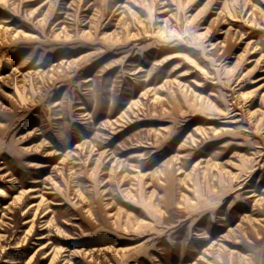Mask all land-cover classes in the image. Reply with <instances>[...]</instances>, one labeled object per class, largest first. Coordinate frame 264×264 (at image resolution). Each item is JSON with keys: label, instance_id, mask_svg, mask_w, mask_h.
I'll list each match as a JSON object with an SVG mask.
<instances>
[{"label": "rangeland", "instance_id": "1", "mask_svg": "<svg viewBox=\"0 0 264 264\" xmlns=\"http://www.w3.org/2000/svg\"><path fill=\"white\" fill-rule=\"evenodd\" d=\"M0 264H264V0H0Z\"/></svg>", "mask_w": 264, "mask_h": 264}]
</instances>
